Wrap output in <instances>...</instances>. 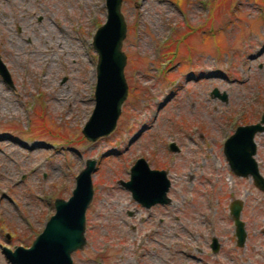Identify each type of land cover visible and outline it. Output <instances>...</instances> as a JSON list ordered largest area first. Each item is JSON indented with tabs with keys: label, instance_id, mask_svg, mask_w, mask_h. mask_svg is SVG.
Returning a JSON list of instances; mask_svg holds the SVG:
<instances>
[{
	"label": "rangeland",
	"instance_id": "obj_1",
	"mask_svg": "<svg viewBox=\"0 0 264 264\" xmlns=\"http://www.w3.org/2000/svg\"><path fill=\"white\" fill-rule=\"evenodd\" d=\"M121 12L128 96L115 130L91 142L82 130L106 0H0V58L13 82L0 76V264H11L3 247L32 245L89 159L87 242L73 264H264V191L224 154L235 129L264 114V0H122ZM255 143L264 177V133ZM141 158L171 181V204L151 219L121 185Z\"/></svg>",
	"mask_w": 264,
	"mask_h": 264
},
{
	"label": "water",
	"instance_id": "obj_2",
	"mask_svg": "<svg viewBox=\"0 0 264 264\" xmlns=\"http://www.w3.org/2000/svg\"><path fill=\"white\" fill-rule=\"evenodd\" d=\"M122 0H106L107 20L97 29L93 38V48L98 55L96 66L95 107L82 133L88 141L94 142L109 136L116 128L122 106L128 96V83L124 68L127 56L122 51L127 34V25L121 12ZM0 76L13 87L9 71L0 58ZM215 98L227 101V95H220L215 89ZM264 133V114L257 124L238 127L226 141L224 154L232 172L238 177L252 178L254 184L264 191V177L260 174L255 159L257 145L255 136ZM170 150L178 152L175 143ZM96 160L89 159L86 167L76 178V188L68 200H55V214L45 224L43 232L34 240L30 248L18 246L15 250L3 247V253L11 264H73L72 254L86 246V213L90 206L94 188L92 174ZM121 185L132 193L134 200L151 207L155 204H170L168 192L171 181L167 172L153 170L141 158L131 169L130 180ZM243 203L234 200L230 214L234 221L237 246L243 247L247 239L245 224L241 220ZM264 233V231H263ZM220 244L214 237L211 243L213 253L219 251Z\"/></svg>",
	"mask_w": 264,
	"mask_h": 264
},
{
	"label": "flooded vegetation",
	"instance_id": "obj_3",
	"mask_svg": "<svg viewBox=\"0 0 264 264\" xmlns=\"http://www.w3.org/2000/svg\"><path fill=\"white\" fill-rule=\"evenodd\" d=\"M167 205H169V204H167ZM139 206L143 210V212L145 214H147L148 219H151L153 216L156 217L158 210L161 209L163 206H166V205H163V204L158 203V204L152 205L149 208L146 207V206L140 205V204H139ZM153 211H156V213L153 214ZM129 215H131V213H129ZM141 219H142V221H145L144 216H142ZM150 225H151V227H154V224H150Z\"/></svg>",
	"mask_w": 264,
	"mask_h": 264
},
{
	"label": "bare ground",
	"instance_id": "obj_4",
	"mask_svg": "<svg viewBox=\"0 0 264 264\" xmlns=\"http://www.w3.org/2000/svg\"><path fill=\"white\" fill-rule=\"evenodd\" d=\"M22 146H24V148H28L27 145H23V144H22ZM123 188H125V187H123ZM131 194H132V193H131ZM135 201H136V200H135ZM138 203H139V202H138ZM139 204H140V203H139ZM140 205H142V204H140ZM143 206H144V205H143Z\"/></svg>",
	"mask_w": 264,
	"mask_h": 264
},
{
	"label": "trees",
	"instance_id": "obj_5",
	"mask_svg": "<svg viewBox=\"0 0 264 264\" xmlns=\"http://www.w3.org/2000/svg\"><path fill=\"white\" fill-rule=\"evenodd\" d=\"M176 1L179 2V3L181 2V0H176Z\"/></svg>",
	"mask_w": 264,
	"mask_h": 264
}]
</instances>
